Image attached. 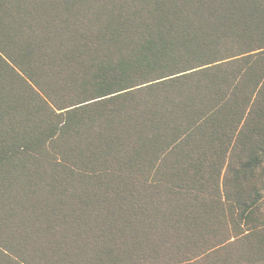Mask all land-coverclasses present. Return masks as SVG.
<instances>
[{
	"label": "trees",
	"instance_id": "obj_1",
	"mask_svg": "<svg viewBox=\"0 0 264 264\" xmlns=\"http://www.w3.org/2000/svg\"><path fill=\"white\" fill-rule=\"evenodd\" d=\"M0 264H264V0H0Z\"/></svg>",
	"mask_w": 264,
	"mask_h": 264
}]
</instances>
